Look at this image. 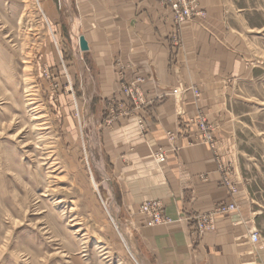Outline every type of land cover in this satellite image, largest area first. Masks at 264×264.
I'll use <instances>...</instances> for the list:
<instances>
[{"label":"crops","instance_id":"0c3cea01","mask_svg":"<svg viewBox=\"0 0 264 264\" xmlns=\"http://www.w3.org/2000/svg\"><path fill=\"white\" fill-rule=\"evenodd\" d=\"M199 3L208 18L177 26L169 4L159 0L46 1L54 26L63 24L71 43L72 65L90 102L87 117L98 125L114 201L132 237V260L264 264L263 238L251 240L257 215L238 169L232 120L224 111L229 86L248 79L251 65L236 47L223 0ZM125 86L137 87L146 104L135 108ZM113 107L117 117L110 123ZM200 115L216 124L215 150L200 138L195 123ZM170 132L177 134L174 142ZM160 150L167 156L162 164L155 158ZM219 163L231 169L230 186ZM157 200L171 222L150 227L140 207ZM229 204L238 209L214 214L215 230L198 235L196 218Z\"/></svg>","mask_w":264,"mask_h":264},{"label":"rangeland","instance_id":"374dc122","mask_svg":"<svg viewBox=\"0 0 264 264\" xmlns=\"http://www.w3.org/2000/svg\"><path fill=\"white\" fill-rule=\"evenodd\" d=\"M46 1L0 0V264H137L105 171L98 125L87 117L90 102L83 98L79 70L70 60L66 28L54 26ZM188 3L191 16L183 22L174 16L177 26L208 18L199 0ZM223 4L237 34L236 47L251 65L248 79L229 86L224 111L232 120L238 169L257 215L254 233L261 242L264 0ZM195 123L201 140L215 150L216 124L207 115ZM139 127L144 132L145 122ZM171 134L176 135L173 141L169 138L174 142L177 134ZM218 167L230 186L231 169L220 163ZM230 205L235 210L219 211L220 206L213 214L238 209Z\"/></svg>","mask_w":264,"mask_h":264},{"label":"built area","instance_id":"2783aa9c","mask_svg":"<svg viewBox=\"0 0 264 264\" xmlns=\"http://www.w3.org/2000/svg\"><path fill=\"white\" fill-rule=\"evenodd\" d=\"M163 4H169L172 7L175 19L177 22H183L187 17L191 16V10L189 7V0H159ZM124 94L130 98V100L133 102V104L136 107H140L146 104L144 95L142 92L137 89L135 86H130V87H124L123 88ZM177 94V91L175 92ZM117 107H113L111 112H112V117L110 119V123L116 121L117 117ZM139 124L141 125L142 128H144V121L139 120ZM206 140L208 142H213V137L211 134H207ZM170 140L173 141L176 138L175 134L170 135ZM155 158L159 163H164L166 161V155L164 152H159L156 153ZM233 211L235 210L234 205L230 206H223L219 209V211ZM141 213L148 219L147 224L148 226H156L159 225L163 222H171L169 218H166L164 215V209L159 201H151L144 203L141 206ZM213 215L214 214H205L198 216L196 218L197 222V232L198 233H205L206 231H211L214 229V223L213 221ZM251 240L253 243H258L259 242V235L258 233L252 234Z\"/></svg>","mask_w":264,"mask_h":264},{"label":"water","instance_id":"95a60500","mask_svg":"<svg viewBox=\"0 0 264 264\" xmlns=\"http://www.w3.org/2000/svg\"><path fill=\"white\" fill-rule=\"evenodd\" d=\"M80 50L82 52H86L88 50L87 43H86V41H85V39L83 37L80 40Z\"/></svg>","mask_w":264,"mask_h":264},{"label":"bare ground","instance_id":"6f19581e","mask_svg":"<svg viewBox=\"0 0 264 264\" xmlns=\"http://www.w3.org/2000/svg\"><path fill=\"white\" fill-rule=\"evenodd\" d=\"M77 33H78V32H77ZM77 33H76V34H77ZM81 38H82V37H80V35H79V47H80V40H81ZM114 221H115V220H114ZM115 222H116V221H115ZM132 249L134 250L133 247H132ZM134 252H135V251H134ZM135 254H137V252H135ZM135 257H136V256H135ZM136 259H137V258H136Z\"/></svg>","mask_w":264,"mask_h":264},{"label":"trees","instance_id":"16d2710c","mask_svg":"<svg viewBox=\"0 0 264 264\" xmlns=\"http://www.w3.org/2000/svg\"><path fill=\"white\" fill-rule=\"evenodd\" d=\"M70 53H71L70 60H71V61H74V56H73L72 51H70Z\"/></svg>","mask_w":264,"mask_h":264}]
</instances>
